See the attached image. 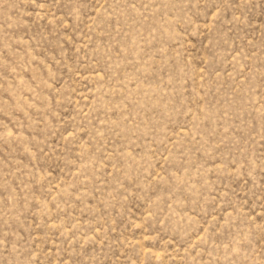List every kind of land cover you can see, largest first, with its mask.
I'll return each instance as SVG.
<instances>
[{
  "label": "rangeland",
  "instance_id": "rangeland-1",
  "mask_svg": "<svg viewBox=\"0 0 264 264\" xmlns=\"http://www.w3.org/2000/svg\"><path fill=\"white\" fill-rule=\"evenodd\" d=\"M0 264H264V0H0Z\"/></svg>",
  "mask_w": 264,
  "mask_h": 264
}]
</instances>
